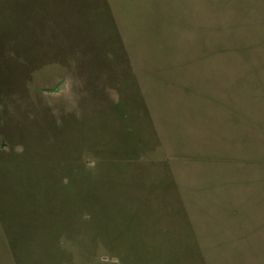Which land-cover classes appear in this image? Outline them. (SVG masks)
Returning a JSON list of instances; mask_svg holds the SVG:
<instances>
[{
	"label": "rangeland",
	"instance_id": "obj_1",
	"mask_svg": "<svg viewBox=\"0 0 264 264\" xmlns=\"http://www.w3.org/2000/svg\"><path fill=\"white\" fill-rule=\"evenodd\" d=\"M0 264H264V0H0Z\"/></svg>",
	"mask_w": 264,
	"mask_h": 264
}]
</instances>
